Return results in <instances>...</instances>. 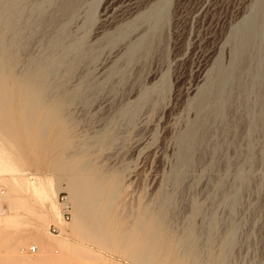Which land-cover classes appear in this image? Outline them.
I'll list each match as a JSON object with an SVG mask.
<instances>
[{"label": "rangeland", "instance_id": "obj_1", "mask_svg": "<svg viewBox=\"0 0 264 264\" xmlns=\"http://www.w3.org/2000/svg\"><path fill=\"white\" fill-rule=\"evenodd\" d=\"M261 2L0 0V23L9 6L18 30L10 53L16 64L9 77L0 73V192L25 202L17 212L5 210L7 201L0 207L1 218L15 216L11 239L41 230L52 243H70L72 253L56 264H220L227 238L238 231L230 264H264ZM255 12L261 18L257 36L238 61L242 26ZM55 60L72 65L53 79L55 98L75 95L68 123L52 119L46 101L25 90L31 64ZM221 69L229 73L221 95L211 102L213 110L200 112L196 105L208 85L218 84ZM194 129L203 147L183 175L179 139ZM84 146L92 149L86 158L79 153ZM85 159L107 168L112 180L121 178L117 204L127 209L108 211L98 242L80 236L69 198ZM237 190L240 200L231 213L228 196ZM161 193L176 197L169 219L159 231L150 222L140 229L138 219L156 217ZM62 195L72 203L68 223ZM208 219L216 222L211 244ZM6 229L0 221V238ZM188 231L192 242L185 246ZM33 245L28 241L20 256H41L38 245L39 254L29 250ZM13 246L0 245V259H8ZM56 250L46 255L50 262L62 255Z\"/></svg>", "mask_w": 264, "mask_h": 264}, {"label": "bare ground", "instance_id": "obj_2", "mask_svg": "<svg viewBox=\"0 0 264 264\" xmlns=\"http://www.w3.org/2000/svg\"><path fill=\"white\" fill-rule=\"evenodd\" d=\"M15 1H19V0H15ZM263 5H264V2H261L260 9H262ZM37 11L41 12L40 9H38ZM4 15H5V19L0 23V31H1L0 73L4 77H9L11 75L10 74L11 68L16 64V61L13 60L10 53H11L12 41L17 35L18 30L16 26L17 24L15 22L16 16L9 6L4 7ZM260 19L261 18H260L259 13L255 12L245 20L242 26L241 36H240V40L238 43V49H237L238 61L239 60L241 61L243 54L246 52L249 45L256 38L257 31H258V23ZM63 68L70 71V68L72 69V65L68 64L66 60H59V61L55 60L54 63H51L47 66H43L42 63L38 61L33 62L31 64V70L29 72V75L27 76L25 80V90L29 97L41 98L42 100L46 101V104L48 105V108H49V112L51 116L53 117V118L51 117L52 119H57V120L68 123V120L66 119L65 114H66V111L69 105L75 100V95L70 94V95L63 96L61 98L59 97L55 98L56 97L55 95L59 94V86L53 83L54 77L59 75ZM228 74L229 73L226 69H221L219 82L217 81L218 84H215V85L210 84L204 89V92L202 93L196 105L197 109L200 112H204L206 110L211 111L214 109V107L211 106V102L220 97L221 95L220 86L226 80ZM66 130L70 131L69 127H67ZM98 140L100 141L99 142L100 144L107 143V140L105 137H100V139ZM179 144H180L179 164L184 169V172L182 173L184 175L185 171L193 164L192 162H193L194 153L198 152L200 147H203V146H201L202 140L201 138H199V135L197 134L195 129L187 132L184 136H182L179 139ZM88 146H90V144ZM85 148L86 147L84 146L83 148L84 150L82 149L83 151L79 153L80 155L86 158L90 154L92 149L90 150L88 147L86 149ZM87 153L89 154L86 155ZM88 159L83 160L78 168V171L82 172L83 176L78 178V180L76 179L74 183L71 185V188L69 189L70 191L69 198L73 202V208H74L75 214L79 219V225L76 229L80 233V236L93 240L95 242H98L99 233H101L103 230V224L105 222L106 214L108 213V211L113 210V208H116L117 211L122 213V212H125V210L127 209H125V204L122 203L123 201L122 202L120 201L121 203L117 204L119 193H120V187H121V178L117 176L116 178H114V180H112L111 175L107 168H105L107 170L104 169L103 171H101L100 169L95 167V165L92 163L93 161L88 160ZM180 179H182V176L177 175L175 180H177L178 182V180ZM19 183L22 184L23 182H19ZM179 184L181 185V182H179ZM178 187H181V186H178ZM108 188H111V190L108 191ZM33 189L34 191L38 190L36 185L33 187ZM237 191H235L236 193H233L232 195L228 196L231 213H234L236 211L239 200H240L241 193L240 191L238 192ZM55 194H56V198H58V194L57 193ZM175 198L176 197L174 194L168 195L165 193H161L157 198V202H155L156 205L154 207V210L156 212V215H155L156 217L153 218V220L151 218L138 219L137 222H138L139 228L142 229V227L145 224L150 222V225L153 227V229H155L156 231H159L160 226H162L163 223L166 222L170 217V213L174 207ZM102 199L106 200V204H104L103 209H102L104 211L101 213L97 211L96 208L98 207L99 202ZM5 201H7V209H5L4 205H2ZM24 203L25 202L22 199L11 201L5 196L4 193L0 192V207H3L5 210L9 212L10 210L12 212L13 211L17 212L19 209L22 208ZM128 211L130 212V210ZM197 212L201 214L202 209L199 207ZM126 215L124 217H126ZM56 217L58 216L56 215ZM121 217L122 215L117 217V221L119 219L121 220ZM14 219H15L14 215L8 216L6 218L0 217V221L4 220L5 225L7 227V229L4 230V236L0 238V245L3 246L5 245V243L7 244L11 243V245H14L13 247L15 248L8 259H5V260L0 259V264H4L5 262L6 263L12 262L13 264H56L60 261H63L62 259H64V256L69 255L70 252L72 253L73 246L70 243L61 242V241H59V243L57 244L52 243L51 241L47 240L46 236L42 233L41 230L35 231L34 234L30 235L31 237L23 236L22 238L17 239L18 241L13 236H12L13 238L11 239V234L13 233V230H11V222ZM53 221H55V218ZM208 221H209L208 242L211 244L210 241H212V238H213L212 234H214L216 222L215 220H212V219L210 220L208 219ZM55 222H56L55 223L56 225L57 223H59V217L57 221ZM65 222L68 223L69 221L65 220ZM55 228L57 230L56 232H59L60 229L58 227H55ZM9 235H10V238H9L10 241L4 238V237H9ZM28 239L32 240L35 245H38L40 247L39 249L41 253H43L41 256H37L36 258H26V257L23 258L22 255L20 256V254L21 253L23 254V251L26 250L25 244L28 241H30ZM183 242L185 246H189L188 244L192 242L190 231H188V233L184 237ZM237 242H238V231H234L229 235V237L226 240L223 252L221 253L219 257L220 264H230V261L232 258L231 256L232 253L230 254V251L232 250L234 246H236ZM54 246H57V247H54ZM36 248L38 250L36 252L37 254H39L40 251L37 246ZM55 248L57 249L56 252H58V250H61L62 255L58 258L57 261L50 262V260L47 258L46 255L52 254L53 249ZM95 260H99V258H96Z\"/></svg>", "mask_w": 264, "mask_h": 264}, {"label": "built area", "instance_id": "obj_3", "mask_svg": "<svg viewBox=\"0 0 264 264\" xmlns=\"http://www.w3.org/2000/svg\"><path fill=\"white\" fill-rule=\"evenodd\" d=\"M61 200V205H62V214H63V218L65 220H69L72 216L71 212H72V203L70 202L69 198L67 196L62 195L60 197ZM54 232H56V228L53 227ZM30 251L34 252L37 251L36 246H32Z\"/></svg>", "mask_w": 264, "mask_h": 264}]
</instances>
